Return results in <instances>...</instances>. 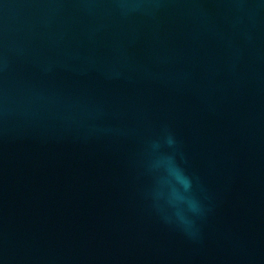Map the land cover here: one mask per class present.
I'll list each match as a JSON object with an SVG mask.
<instances>
[{"label":"water","instance_id":"water-1","mask_svg":"<svg viewBox=\"0 0 264 264\" xmlns=\"http://www.w3.org/2000/svg\"><path fill=\"white\" fill-rule=\"evenodd\" d=\"M0 264H264V0H0Z\"/></svg>","mask_w":264,"mask_h":264}]
</instances>
